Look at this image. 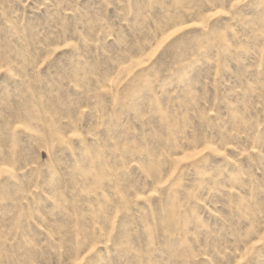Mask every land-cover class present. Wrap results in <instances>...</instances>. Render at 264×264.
I'll use <instances>...</instances> for the list:
<instances>
[{
    "label": "rangeland",
    "instance_id": "rangeland-1",
    "mask_svg": "<svg viewBox=\"0 0 264 264\" xmlns=\"http://www.w3.org/2000/svg\"><path fill=\"white\" fill-rule=\"evenodd\" d=\"M0 264H264V0H0Z\"/></svg>",
    "mask_w": 264,
    "mask_h": 264
}]
</instances>
